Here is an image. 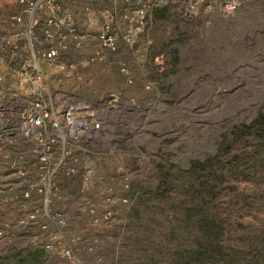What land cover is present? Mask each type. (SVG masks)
I'll return each instance as SVG.
<instances>
[{
  "label": "rangeland",
  "instance_id": "374dc122",
  "mask_svg": "<svg viewBox=\"0 0 264 264\" xmlns=\"http://www.w3.org/2000/svg\"><path fill=\"white\" fill-rule=\"evenodd\" d=\"M238 2L232 13L200 10L194 17L175 5L158 8L153 3L151 17L131 47L118 45L111 52L87 41L77 51L61 53L63 62L76 64L80 81L39 61L51 91L77 104L79 116L98 128L76 152V174L59 179L61 201L44 207L34 196L29 203L3 204L7 193L0 191V264H31L25 253L47 243L51 248L44 250V261L35 264H66L62 241L84 239L98 244L90 252L74 245L82 264H196L188 257L185 228L198 212L191 210L184 171L191 162L217 153L224 134L250 124L258 111L264 113V0ZM83 3L62 2L72 23L70 7L75 8L78 28L93 32L99 22L115 21L123 31L129 29L120 16L132 9L130 1L118 3L113 11L110 0H96L99 17L82 12ZM95 51L101 58L89 64ZM0 71L7 82L15 80L6 64H0ZM21 104L12 107L3 101L15 126ZM16 142L14 151H26L28 142ZM240 154V168L246 169L248 156ZM85 169H90L88 189L81 180ZM118 176L126 178L127 189L117 191L111 185ZM104 182L113 190L106 196L117 194L128 201L134 196L132 202L101 205L97 187ZM246 182L244 194L227 199V210L264 223V160ZM209 186L216 200L202 194L200 202L216 205L225 202L217 193L233 185L216 175ZM88 208L97 218L105 211L111 216L92 224ZM45 211L63 214V239H50L54 228L44 219ZM234 237L226 238L231 243ZM257 243L253 240L241 256L263 257Z\"/></svg>",
  "mask_w": 264,
  "mask_h": 264
},
{
  "label": "built area",
  "instance_id": "2783aa9c",
  "mask_svg": "<svg viewBox=\"0 0 264 264\" xmlns=\"http://www.w3.org/2000/svg\"><path fill=\"white\" fill-rule=\"evenodd\" d=\"M16 1L20 9L9 16V26L15 30L23 23L25 16L24 27L12 35L0 33V53L6 52L14 56L15 51L9 50L11 42L23 37L29 58H0V64H6L8 73H12L9 77L15 79L12 83L7 82L0 71V191L7 193L1 201L3 204L29 203L32 197L36 196L38 204L44 207L61 201L59 179H68L76 174V152L82 151L81 144L98 128V124L79 116L80 109L77 104L68 103L59 92L51 91L43 81L39 61L54 66L58 72H69L75 80L80 81L76 64L63 62L61 53L68 49L77 51L87 41L95 42L100 48L111 52L115 51L118 45L131 47L136 34L142 32L151 17L153 3L158 8L175 5L177 10L191 17L200 10L202 13L218 11L229 14L236 10L239 4L238 0H110L113 11L118 3L127 5L130 1L132 9L120 16L129 29L123 31L119 24L113 21L99 22L93 32H87L78 28L69 16L64 14V0ZM67 1L75 4L78 0ZM83 1L80 10L99 17L100 10L94 8L96 0ZM38 13L40 16H37ZM38 26L39 31H36ZM100 58L99 52L95 51L87 62L92 64ZM121 71L125 72L124 68H121ZM4 100L12 107L16 106V102L22 101L18 108L16 126L11 115L6 113ZM17 138L28 142L26 151H14ZM89 172L90 169H85L81 177L87 189L91 186ZM107 185L104 182L97 187V200L101 205H129L132 202L134 196L129 201L117 197V194L106 196L105 192L110 191ZM111 185L117 191L128 187L124 176H118ZM110 216L111 212L105 211L97 218L93 209L86 210V217L92 224L99 220L108 221ZM43 217L54 228L50 239L62 238L65 223L63 214H48L45 211ZM45 227L44 224L41 226L42 229ZM74 241L76 240L62 241L61 255L66 264H82L74 245L80 250L90 252L98 244L96 239H84L75 243ZM40 248L49 250L51 246L47 243Z\"/></svg>",
  "mask_w": 264,
  "mask_h": 264
},
{
  "label": "trees",
  "instance_id": "16d2710c",
  "mask_svg": "<svg viewBox=\"0 0 264 264\" xmlns=\"http://www.w3.org/2000/svg\"><path fill=\"white\" fill-rule=\"evenodd\" d=\"M248 156L247 168L240 164L242 154ZM264 160V113L258 111L255 119L248 125L235 127L231 132L224 134L219 143L217 153L207 156L201 161H193L184 171L190 181L187 193L190 196L191 210H196L197 220L192 222L186 230L190 237L187 251L188 257L196 264H264V255L261 258H249L251 242L258 241L259 253H264V223L253 221L246 215L228 209V200L234 194H244L247 175L258 168ZM215 167V169H213ZM213 169V170H212ZM212 171V172H211ZM209 172V173H206ZM221 176L225 183L233 185L217 193L224 203L211 205V202L201 203L204 197H214V187L209 186L214 176ZM229 194H232L229 197ZM224 204H226L224 206ZM231 212L230 214L228 212ZM231 215V220H228ZM263 233V238L261 237ZM234 234L235 242H228V236ZM215 249H214V247ZM191 251V252H190ZM27 263L35 264L44 261V250L37 247L24 255Z\"/></svg>",
  "mask_w": 264,
  "mask_h": 264
},
{
  "label": "crops",
  "instance_id": "0c3cea01",
  "mask_svg": "<svg viewBox=\"0 0 264 264\" xmlns=\"http://www.w3.org/2000/svg\"><path fill=\"white\" fill-rule=\"evenodd\" d=\"M68 2V1H67ZM20 7L16 0H0V33L5 35H12L15 31H21L24 27V17L22 24L18 25L15 30L11 29L9 24V16L19 11ZM72 7H70V13L73 15L75 23H79L81 19L73 13ZM40 16V13L37 14ZM39 31V26L36 28ZM13 49L15 52L14 56L8 55L6 52L0 53V58H29L28 49L26 47V40L23 37H19L11 42L9 50Z\"/></svg>",
  "mask_w": 264,
  "mask_h": 264
}]
</instances>
